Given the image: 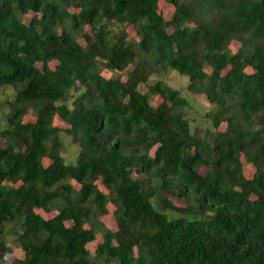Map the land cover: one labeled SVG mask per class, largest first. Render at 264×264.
Here are the masks:
<instances>
[{
  "label": "trees",
  "instance_id": "1",
  "mask_svg": "<svg viewBox=\"0 0 264 264\" xmlns=\"http://www.w3.org/2000/svg\"><path fill=\"white\" fill-rule=\"evenodd\" d=\"M0 86L12 264H264V0H0Z\"/></svg>",
  "mask_w": 264,
  "mask_h": 264
},
{
  "label": "rangeland",
  "instance_id": "2",
  "mask_svg": "<svg viewBox=\"0 0 264 264\" xmlns=\"http://www.w3.org/2000/svg\"><path fill=\"white\" fill-rule=\"evenodd\" d=\"M160 11L161 13H163L165 18H169L171 9L166 3L161 2ZM30 16L31 14L25 15L24 16L25 21H27L30 18ZM126 31L129 37L136 38V35L134 34V29L132 27L126 28ZM233 46L236 47V44H233ZM48 65L49 67H52L53 62L48 63ZM102 74L105 77H108L110 73L108 71H103ZM121 76L122 77L125 76V72L121 73ZM156 78H158V76L156 75L152 76V79H156ZM164 80L172 88L181 90L183 97L187 96L186 95L187 93L185 92V88H186L187 81H188L187 76L181 75L174 70H170L168 73H165ZM140 89L141 91H145L146 86L144 87L140 86ZM12 95H13V92L10 88L0 86V103H5L7 100H10L12 98ZM197 100L199 101V103L192 102V100L190 101L189 107L187 108V114L189 115L193 124L200 126L201 124L197 122L196 118H198V116L201 115L203 108H204L203 104H205V100L203 97H200ZM155 101H156L155 97L154 98L152 97L151 103L155 104ZM6 111H7V108H3V110L0 109V128L4 124L3 114ZM55 122L58 125L64 126V124L61 121L56 120ZM203 123H204L203 125H208V122H203ZM76 151H77V148L75 146L70 145L68 142H66V150L63 153V155L67 161H71L74 155L76 154ZM243 172L245 173V175L249 176L252 172V166L249 165L248 163H244ZM41 213L43 215L49 214L43 211H41ZM100 219L106 227L112 228V229L114 228V221L110 213V210L108 214L102 216ZM6 228H7V224H4L3 227L0 226V238L4 235L6 238V242H7V249L4 253L3 259H0V264H12V261L14 258H19L22 256L21 249L17 247L14 243L13 235L6 233ZM100 241H101V236L100 234H98L96 239L93 242L87 244L88 251L91 252Z\"/></svg>",
  "mask_w": 264,
  "mask_h": 264
}]
</instances>
